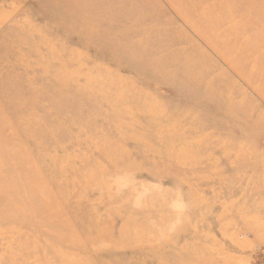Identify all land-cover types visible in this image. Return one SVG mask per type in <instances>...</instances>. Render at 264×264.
Returning <instances> with one entry per match:
<instances>
[{
  "label": "rangeland",
  "instance_id": "obj_1",
  "mask_svg": "<svg viewBox=\"0 0 264 264\" xmlns=\"http://www.w3.org/2000/svg\"><path fill=\"white\" fill-rule=\"evenodd\" d=\"M0 264H264V0H0Z\"/></svg>",
  "mask_w": 264,
  "mask_h": 264
}]
</instances>
